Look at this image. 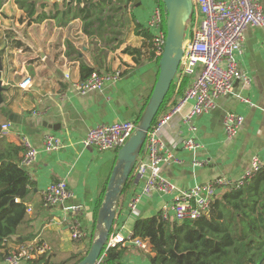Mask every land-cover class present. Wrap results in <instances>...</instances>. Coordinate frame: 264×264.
Returning a JSON list of instances; mask_svg holds the SVG:
<instances>
[{
  "label": "crops",
  "instance_id": "0c3cea01",
  "mask_svg": "<svg viewBox=\"0 0 264 264\" xmlns=\"http://www.w3.org/2000/svg\"><path fill=\"white\" fill-rule=\"evenodd\" d=\"M11 1L0 9V40L6 42L1 57L2 79L8 89L4 107L18 115L22 124H13L7 136L3 133L0 136L24 148L26 140L37 150L38 156L35 164L27 169L36 184L29 201L31 212L20 230L21 235L16 237V241L24 243L11 241L7 249L12 254L20 246L43 242L52 248V262L59 263L72 254L85 256L90 250L96 236L94 211L99 186L107 178L118 154L85 148L82 140L100 125L138 123L144 103L156 85L159 77L157 59L153 44L145 35L147 21L159 0H113L105 7L104 17L95 25L98 32L91 38L83 33V22L79 19L71 20L62 28L56 20L28 25L27 14ZM100 1L103 0H95V3ZM260 1L264 9V0ZM48 4L45 11L50 13L53 4ZM190 31L188 37L192 35ZM15 40L24 46L15 48L12 44ZM83 61L99 73L119 71L121 78L102 91L80 95L74 89V83L81 80ZM237 64L239 71L249 77L248 85L237 80L233 94L221 98L214 112L185 122L184 116L190 113L193 105L189 102L164 128L165 150L175 160L162 164L158 172L177 190H190L220 178L238 181L254 159L264 167V27H251L246 31L243 54L238 57ZM68 75L69 79L66 78ZM28 77L32 79L31 85L20 88ZM192 83L193 79H188L184 90L179 88L181 83L177 84L167 111L179 104ZM228 113L244 118L239 134L230 140L223 125ZM38 118L48 127L38 125ZM9 123V117H0V126ZM48 133L61 141V150L44 151L43 139ZM191 136L201 145L196 153L183 148L184 141ZM24 152L19 154L20 158ZM194 160L202 162L203 166L194 167ZM134 180L133 187L120 202L115 222V226L125 224L127 231H133L138 220L158 215L177 196L176 192H155L144 198L137 212L132 214L128 205L144 186L143 180L135 177ZM60 181L67 184L74 198L63 206L45 207L42 192L50 184ZM73 205H81L83 211L74 215L66 210ZM76 217L87 232V237L81 241L71 237V222ZM127 249L122 264H151L149 258L153 252L149 243L143 248Z\"/></svg>",
  "mask_w": 264,
  "mask_h": 264
},
{
  "label": "built area",
  "instance_id": "2783aa9c",
  "mask_svg": "<svg viewBox=\"0 0 264 264\" xmlns=\"http://www.w3.org/2000/svg\"><path fill=\"white\" fill-rule=\"evenodd\" d=\"M194 18L190 21L185 42V54L182 59L176 82L182 83L185 79H193V83L186 91L179 104L162 113L152 126L147 135L143 151L134 170V177L143 180L144 186L141 192L135 194L129 205L128 211L136 213L144 198H149L155 192L177 196L173 203L165 205L160 214L164 221L183 223L197 221L209 215L210 207L220 193V190L239 189L246 181L251 180L263 165L258 159H254L248 171L238 181L220 178L213 182L197 185L186 191L177 190L176 187L163 178L159 167L167 162L174 161L173 155L165 150L163 131L171 117L179 114L183 107L192 102V109L184 116L188 122L195 116L210 114L218 107L221 98L231 95L237 80H243L248 85L249 77L238 69L237 59L243 54L245 45V33L251 28L264 27V9L260 0H194ZM146 29L153 36L152 44L156 59H161L163 54L167 31L166 14L159 3L152 10L146 24ZM67 79L70 76H66ZM121 78V72L95 73L85 81L74 83V89L80 95H86L92 91H102L108 84L117 82ZM32 83L28 77L20 84V88L26 89ZM241 101L250 103L245 98L238 97ZM36 116L39 113H34ZM224 131L227 139H234L244 125V118L235 113H228L224 118ZM14 125L12 123L2 125L1 133L7 136ZM137 123L126 121L114 124L100 125L88 132L82 140L85 148H94L101 153L118 152L132 137ZM196 129L193 128V131ZM25 152L20 165L30 169L36 162L38 152L26 140H24ZM61 141L52 134H46L43 139V149L47 153L57 152L62 149ZM184 150L196 153L201 149L196 137L191 136L184 141ZM194 167H202L203 163L193 161ZM74 198L73 192L64 181L50 184L42 192L45 207L64 205ZM72 214H80L83 211L81 205H73L66 208ZM30 213L31 210L28 209ZM116 222V221H115ZM71 237L74 241H81L87 237V232L82 228L79 218L71 222ZM145 241L133 238V231H127L126 225L115 226L106 244L99 264H103V258L110 249L118 246L143 248ZM52 248L43 242L34 241L20 246L4 261L5 264H20L29 262L42 255L50 254Z\"/></svg>",
  "mask_w": 264,
  "mask_h": 264
},
{
  "label": "trees",
  "instance_id": "16d2710c",
  "mask_svg": "<svg viewBox=\"0 0 264 264\" xmlns=\"http://www.w3.org/2000/svg\"><path fill=\"white\" fill-rule=\"evenodd\" d=\"M112 1L103 0L95 3V0H83L84 6L80 4L75 6V0H70L61 7L53 5L50 13L45 11L49 4L42 0H16V4L27 14L28 25L56 20L58 27L62 28L71 20L79 19L83 22V33L91 38L98 32L95 25L101 22L105 7ZM158 2L164 10L163 0ZM2 7L3 2L0 0V9ZM39 10H42V13L38 14ZM194 16L193 14L191 21ZM101 24L105 26L103 22ZM145 36L152 42L153 36L150 32L147 31ZM12 44L17 49L24 46L16 40ZM0 56L2 57V52ZM159 61L158 58L156 60L158 70ZM95 73L99 72L85 61L81 63L80 81L89 79ZM177 84L176 81L172 84L157 118L167 111ZM187 84L188 79H185L180 84V90H184ZM154 88L144 103L140 117ZM3 107L0 108V117H7ZM4 108L9 110L7 106ZM24 150V147L9 143L0 136V262H4L11 255L7 249L9 242L24 243L16 241V237L21 235L20 230L28 221L29 201L36 188L28 170L20 165L22 158L19 154ZM116 161L117 159L107 178L99 186L94 211L95 225ZM134 182L133 173L124 188L121 200L133 187ZM133 238H139L151 245L153 252V256L149 258L151 264H264V167L251 180L246 181L243 187L227 189L217 195L207 217L179 223L164 221L159 213L138 220L134 224ZM127 251V247L121 245L108 250L103 258V264H122ZM84 257L72 254L66 260L54 263L52 255L46 254L29 261L28 264H79Z\"/></svg>",
  "mask_w": 264,
  "mask_h": 264
},
{
  "label": "water",
  "instance_id": "95a60500",
  "mask_svg": "<svg viewBox=\"0 0 264 264\" xmlns=\"http://www.w3.org/2000/svg\"><path fill=\"white\" fill-rule=\"evenodd\" d=\"M53 5L63 6L68 0H43ZM84 6L83 0H75L74 5ZM166 14V43L159 61V77L147 107L137 123L130 140L118 151L117 161L112 170L104 201L101 204L96 222V236L91 248L79 264H99L106 244L113 231L118 207L129 178L134 173L138 159L143 151L147 135L156 120L172 84L175 82L185 54L188 24L194 13V0H163ZM4 66L0 56V108L5 105L8 89L4 85ZM3 111L14 125L22 124L20 117L3 107ZM38 125L48 127L42 119ZM2 126H0V133Z\"/></svg>",
  "mask_w": 264,
  "mask_h": 264
},
{
  "label": "rangeland",
  "instance_id": "374dc122",
  "mask_svg": "<svg viewBox=\"0 0 264 264\" xmlns=\"http://www.w3.org/2000/svg\"><path fill=\"white\" fill-rule=\"evenodd\" d=\"M68 1H70V0H68ZM2 2H3V5L4 4H6V3H8L9 2V0H2ZM12 3H15L16 4V0H12L11 1ZM18 6V5H17ZM39 6V5H38ZM19 7V6H18ZM189 24H190V22H189ZM189 24H188V28H189ZM6 32H4V34H5ZM3 35V34H2ZM187 36H188V32H187ZM4 38V37H3ZM5 44H6V42L3 40V39H1L0 40V52H2L3 53V47H5ZM3 62V61H2ZM4 66V65H3ZM166 112V111H165ZM165 112H163V113H165Z\"/></svg>",
  "mask_w": 264,
  "mask_h": 264
}]
</instances>
